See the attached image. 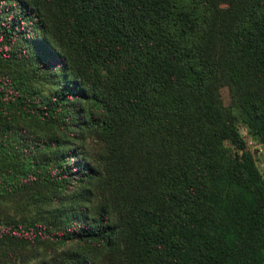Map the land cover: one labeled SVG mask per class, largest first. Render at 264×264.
<instances>
[{
    "label": "trees",
    "instance_id": "trees-1",
    "mask_svg": "<svg viewBox=\"0 0 264 264\" xmlns=\"http://www.w3.org/2000/svg\"><path fill=\"white\" fill-rule=\"evenodd\" d=\"M239 122L264 0H0V264H264Z\"/></svg>",
    "mask_w": 264,
    "mask_h": 264
},
{
    "label": "rangeland",
    "instance_id": "rangeland-1",
    "mask_svg": "<svg viewBox=\"0 0 264 264\" xmlns=\"http://www.w3.org/2000/svg\"><path fill=\"white\" fill-rule=\"evenodd\" d=\"M222 96H223V99H224L225 102L229 101V95H228V91H227L226 88H224L222 90ZM238 126H239V129H240L241 133L246 138V140L248 142V146L251 149V151L253 152V155L255 157L256 163H257L259 169L261 170V172H262V174L264 176V143L256 140L253 136H251L248 133L246 126L243 123L239 122ZM9 209L11 211L13 210L12 207H10ZM52 252H54V250H51V252H49V247H48V252H47L48 255L51 254ZM38 258H41V257H38ZM35 262H36V260H32L30 262V264H34Z\"/></svg>",
    "mask_w": 264,
    "mask_h": 264
}]
</instances>
